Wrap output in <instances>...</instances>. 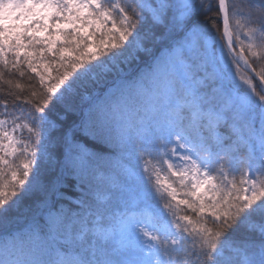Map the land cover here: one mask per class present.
<instances>
[{"label": "snow or ice", "instance_id": "obj_1", "mask_svg": "<svg viewBox=\"0 0 264 264\" xmlns=\"http://www.w3.org/2000/svg\"><path fill=\"white\" fill-rule=\"evenodd\" d=\"M0 84V264H264V0H0ZM106 170L157 207L89 228Z\"/></svg>", "mask_w": 264, "mask_h": 264}, {"label": "trees", "instance_id": "obj_2", "mask_svg": "<svg viewBox=\"0 0 264 264\" xmlns=\"http://www.w3.org/2000/svg\"><path fill=\"white\" fill-rule=\"evenodd\" d=\"M214 16V11L207 14V16H202L201 19L205 22V24L211 27L210 18ZM218 27H220V22L217 21ZM163 51L162 47L157 45V50L153 53V55H159L160 52ZM139 56V62L133 60L130 68L125 67L124 72L128 73L132 71L133 74H138L140 69H144L151 62L152 57L145 52H139L137 54ZM257 66V65H254ZM258 67V66H257ZM184 68L179 63L177 64L176 71L181 72ZM54 74V73H53ZM241 74L248 75L245 71L241 69ZM29 77H32L30 80ZM6 78H11L13 80H18L20 83L28 85L30 83H36L35 74L31 72H27L26 76L20 78L18 75L7 76ZM0 89H4L6 91L7 86L0 84ZM5 91H0V100H8L9 105H11L12 97L5 95ZM87 103V102H85ZM2 118V117H0ZM71 117H69V124L71 123ZM221 132L227 134L226 129H221ZM26 135V132L24 133ZM91 146V144H90ZM95 150V149H93ZM243 156V152L240 153ZM106 159L111 160L114 164L117 161V155L113 153L111 149L104 153ZM132 165H135L136 170L139 172L143 171V163L142 161H131ZM117 171H120L117 169ZM106 175H111L112 178L116 181L115 185L111 187V191L107 193V199L103 204L99 205L100 211L103 213L102 217L99 219L96 216L89 217V228L94 230H99V227H103L105 229L107 227V221L109 218L114 216L115 214L121 213H130V212H138L143 210H150L157 207L155 201L153 199H148L145 197L144 188L142 185L136 184H123V173L120 172L119 176H115L112 174L111 170H106ZM239 179V174H237V180ZM154 195V194H153ZM40 193H34L28 196L23 197L18 205L11 211L9 214L11 217V222L8 225L9 232H15L19 229L26 227L29 223H31L33 217L35 216L38 222L43 225L44 216L36 211V206L39 202ZM0 235H3V231L0 230ZM119 236L117 235L115 240L110 243V247L116 246V242L119 240Z\"/></svg>", "mask_w": 264, "mask_h": 264}, {"label": "rangeland", "instance_id": "obj_3", "mask_svg": "<svg viewBox=\"0 0 264 264\" xmlns=\"http://www.w3.org/2000/svg\"><path fill=\"white\" fill-rule=\"evenodd\" d=\"M150 210H143V211H138V212H130V213H125V214H135L137 217H141L143 215H146L147 213H150ZM120 214H115L114 216L109 218V221H107V227L105 229H103V227H99V230H104V231H108L112 228L113 224H114V220L113 217L119 216ZM119 241V240H118Z\"/></svg>", "mask_w": 264, "mask_h": 264}, {"label": "water", "instance_id": "obj_4", "mask_svg": "<svg viewBox=\"0 0 264 264\" xmlns=\"http://www.w3.org/2000/svg\"><path fill=\"white\" fill-rule=\"evenodd\" d=\"M243 71H245L244 69H243V67L241 68ZM246 72V71H245ZM247 74H249L248 72H246Z\"/></svg>", "mask_w": 264, "mask_h": 264}]
</instances>
